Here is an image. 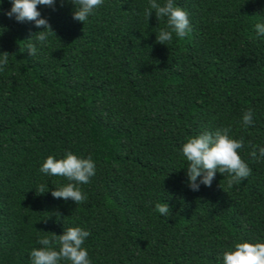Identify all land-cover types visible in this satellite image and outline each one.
Here are the masks:
<instances>
[{
  "label": "trees",
  "instance_id": "trees-1",
  "mask_svg": "<svg viewBox=\"0 0 264 264\" xmlns=\"http://www.w3.org/2000/svg\"><path fill=\"white\" fill-rule=\"evenodd\" d=\"M174 2L191 31L169 45L156 41L171 29L155 10L146 17L149 0H104L85 23L70 0L38 5L56 33L42 46L43 28L9 18L12 0H0V52L9 53L0 71V264H32L39 239L68 227L90 232L91 264H223L236 243L264 242V158L250 155L264 147V36L255 29L264 0ZM229 126L251 174L229 186L217 172L192 190L183 145ZM68 152L96 164L78 185L87 196L79 205L52 195L74 182L40 171ZM165 202L169 216L155 210Z\"/></svg>",
  "mask_w": 264,
  "mask_h": 264
},
{
  "label": "clouds",
  "instance_id": "clouds-1",
  "mask_svg": "<svg viewBox=\"0 0 264 264\" xmlns=\"http://www.w3.org/2000/svg\"><path fill=\"white\" fill-rule=\"evenodd\" d=\"M64 0H61L63 3ZM75 5L73 19L86 22L95 10L99 8L104 0H70ZM56 0H12V7L6 12L9 18L13 16L18 22H34L42 31L35 34V39L40 45H44L49 36L55 33L47 18L42 17L38 5L55 7ZM153 10L160 20L167 18L168 29H162L157 33V43L169 45L173 40V33L179 38H184L191 31V23L188 12L182 7L176 6L174 0H165L164 3L158 0H149V7L145 9V15L149 19ZM255 29L258 36H264V23H257ZM56 34V33H55ZM27 52L30 56L37 53L36 44H29ZM0 71H3L8 64L9 53L0 52ZM244 127L253 124L252 109H248L242 119ZM231 127L218 128L215 133L205 132L190 138L182 147V153L186 157L187 176L189 187L196 191L200 184L211 186L217 172L228 174L229 186L238 184L251 174V168L242 159L239 150L245 146L244 140L235 139L230 136ZM257 149L252 146L250 153L253 159L264 158V147ZM40 171L52 176L66 177L67 185L56 188L52 191L55 198L71 199L77 205L87 200V196L78 185L87 184L96 174V164L89 156L82 158L72 152H68L65 158L56 159L48 156L42 164ZM198 178L199 182H198ZM37 190V189H36ZM38 193H45L42 185ZM155 210L164 216H169L171 209L168 203H157ZM90 232L81 227H68L62 235L53 233L51 237L44 236L38 243L43 245L34 248L30 257L32 264H59L62 259L71 261V264H91L89 253L83 247ZM57 245H59L57 249ZM223 264H264V242H238L234 249L223 254Z\"/></svg>",
  "mask_w": 264,
  "mask_h": 264
}]
</instances>
